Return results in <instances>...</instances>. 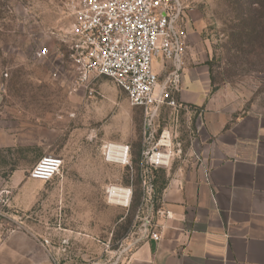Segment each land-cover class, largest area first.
<instances>
[{
    "label": "rangeland",
    "instance_id": "obj_1",
    "mask_svg": "<svg viewBox=\"0 0 264 264\" xmlns=\"http://www.w3.org/2000/svg\"><path fill=\"white\" fill-rule=\"evenodd\" d=\"M67 2L0 0V192L8 193L0 223L3 236L27 230L50 239L45 253L59 264H114L125 228L136 224L144 114L107 78L79 82L65 44ZM181 3L208 41L211 98L234 119L264 123V0ZM106 143L128 145L130 164L105 162ZM49 156L62 160L59 174L30 180ZM112 187L131 188L128 207L108 197Z\"/></svg>",
    "mask_w": 264,
    "mask_h": 264
},
{
    "label": "crops",
    "instance_id": "obj_2",
    "mask_svg": "<svg viewBox=\"0 0 264 264\" xmlns=\"http://www.w3.org/2000/svg\"><path fill=\"white\" fill-rule=\"evenodd\" d=\"M188 13L176 96L187 109L163 107L156 119L177 153L168 169L151 171L169 216H157L159 241L133 246L128 238L122 245L127 252L114 264H264V123L250 116L234 119L211 98L208 41ZM152 66L160 81L170 68L162 58ZM2 233L0 223V264H51L33 233Z\"/></svg>",
    "mask_w": 264,
    "mask_h": 264
},
{
    "label": "built area",
    "instance_id": "obj_3",
    "mask_svg": "<svg viewBox=\"0 0 264 264\" xmlns=\"http://www.w3.org/2000/svg\"><path fill=\"white\" fill-rule=\"evenodd\" d=\"M181 0H68L65 14L68 18V40L65 42L70 58L74 61L79 82L90 76L109 79L126 95L129 105L144 114V148L140 152L142 165L141 196L137 205L134 224L127 234L133 246L142 240L159 241L158 217H168L155 199V186L151 171L168 169L177 151L171 148L169 134L159 132L156 119L159 111L167 107L173 112L186 110L176 96L181 89L182 56L186 49V25L190 23L184 14ZM46 50L36 53L46 56ZM162 58L170 68L162 81L153 70V60ZM105 162L126 166L131 161L130 147L126 144L106 143L101 148ZM62 168V160L56 157L41 158L30 170V180L49 182ZM120 191L118 198L124 207L132 199L131 188H110ZM8 193L0 192V219L5 218L2 209L8 202ZM50 239L41 241L43 248ZM127 249H120L116 262ZM51 264H59L52 256Z\"/></svg>",
    "mask_w": 264,
    "mask_h": 264
},
{
    "label": "trees",
    "instance_id": "obj_4",
    "mask_svg": "<svg viewBox=\"0 0 264 264\" xmlns=\"http://www.w3.org/2000/svg\"><path fill=\"white\" fill-rule=\"evenodd\" d=\"M139 182H140V180H139ZM138 196H139V195H138ZM140 196H141V193H140ZM158 198H160V197H159V195H158V193L156 192V189H155V199H158ZM139 201H140V197H139ZM139 201L135 203V208H134V209H136V207H137ZM134 214H135V212H134ZM126 231H127V232H126ZM124 232L126 233L125 236H127V234L130 232V230L128 231L127 228H125ZM123 236H124V235H123ZM125 236H124V237H125Z\"/></svg>",
    "mask_w": 264,
    "mask_h": 264
},
{
    "label": "bare ground",
    "instance_id": "obj_5",
    "mask_svg": "<svg viewBox=\"0 0 264 264\" xmlns=\"http://www.w3.org/2000/svg\"><path fill=\"white\" fill-rule=\"evenodd\" d=\"M112 196L115 197V198L123 197V195L120 193V191H116V190L113 191Z\"/></svg>",
    "mask_w": 264,
    "mask_h": 264
}]
</instances>
